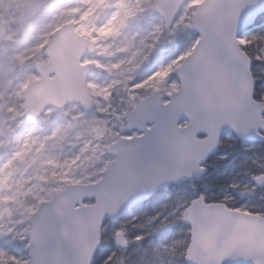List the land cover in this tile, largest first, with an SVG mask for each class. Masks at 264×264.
Returning a JSON list of instances; mask_svg holds the SVG:
<instances>
[{"label": "water", "instance_id": "water-1", "mask_svg": "<svg viewBox=\"0 0 264 264\" xmlns=\"http://www.w3.org/2000/svg\"><path fill=\"white\" fill-rule=\"evenodd\" d=\"M188 0H158L156 10L169 29ZM44 6L26 0L19 23L27 24ZM264 14V0H203L190 30L198 39L177 72L180 90L143 98L126 118L140 134L108 147L115 159L105 177L92 184H70L39 205L32 221L26 264H93L107 221H118L156 193L204 176L208 160L232 133L240 140L264 142V101L255 99L253 61L239 39ZM6 25L0 20V45ZM95 43L75 23L57 29L48 42L47 62H38L39 79L25 91V118L33 124L49 107L79 103L93 109L87 85L91 68L83 58ZM5 110L0 104V113ZM264 186V174L253 178ZM182 220L191 228L187 264H264V216L229 208L225 203L191 201ZM6 234L0 232V240ZM126 247L123 234L117 238Z\"/></svg>", "mask_w": 264, "mask_h": 264}, {"label": "rangeland", "instance_id": "rangeland-1", "mask_svg": "<svg viewBox=\"0 0 264 264\" xmlns=\"http://www.w3.org/2000/svg\"><path fill=\"white\" fill-rule=\"evenodd\" d=\"M25 1L0 0V20L7 28L0 46V104L5 107L0 113V232L6 234L0 240V264H26L32 221L39 205L70 184L100 180L114 159L108 147L121 138L139 135L138 131H127L125 124L140 100L158 91L167 102V95L180 89L177 72L198 41L199 34L191 31L190 25L203 0H188L169 29L156 11L158 0H118L121 5L114 6L118 19L107 28L102 24L111 11L104 16L105 7L113 0H42L41 11L24 25L18 19ZM71 3L74 8H66ZM69 22L75 23L77 33L95 43V51L82 60L91 68L88 87L94 107L91 111L81 104L50 107L31 125L25 119L26 87L40 77L37 62L49 60L45 49L52 34ZM118 25L128 30L126 35L112 33ZM144 25L150 26L147 33ZM258 32L264 34V15L240 38L241 44ZM118 57L125 61L116 60ZM158 63L161 66L155 67ZM235 169L231 164L230 172ZM257 176L252 174L245 183L240 178L235 193L241 199L256 194L258 187L253 178ZM192 185L177 186V200L166 202L167 196L160 204L167 211L170 202L171 214L158 211L159 215L150 218L145 205L129 215L156 223L154 237L163 235L158 249L179 241L182 228L178 221L193 199ZM120 234L128 246V237L119 230L114 234V244Z\"/></svg>", "mask_w": 264, "mask_h": 264}, {"label": "trees", "instance_id": "trees-1", "mask_svg": "<svg viewBox=\"0 0 264 264\" xmlns=\"http://www.w3.org/2000/svg\"><path fill=\"white\" fill-rule=\"evenodd\" d=\"M242 46L253 61V75L256 80L255 98L264 101V34L258 32L252 35ZM231 164L236 166L232 173L229 170ZM207 166L206 175L189 182L194 186L193 199L203 195L207 202H225L230 208L264 215V187L257 188L256 194L251 197L242 199L235 193L241 177L244 178L245 183L252 174L264 173V143L252 144L224 137L218 153L209 159ZM174 191L175 188L161 191L148 202L147 213L151 214L150 218H154L160 211L171 214L170 202L177 200ZM167 196L169 199L166 202H170L165 207L168 209L166 211L160 204ZM226 196L227 200H225ZM190 202L191 200L188 205ZM153 206L158 208L153 209ZM150 218L127 216L117 222H107L102 231V244L94 264H159L162 261L164 264H186L185 256L191 236L190 227L179 220V226L182 228V233L178 235L179 241L169 242L165 247L158 249L157 247L163 242V235L154 237L157 227H154L156 223H149ZM117 230L122 231L129 239V245L124 249L117 247L113 242Z\"/></svg>", "mask_w": 264, "mask_h": 264}, {"label": "bare ground", "instance_id": "bare-ground-1", "mask_svg": "<svg viewBox=\"0 0 264 264\" xmlns=\"http://www.w3.org/2000/svg\"><path fill=\"white\" fill-rule=\"evenodd\" d=\"M118 5H121V2L120 1H118V0H113L111 3H110V5L108 6L107 4H106V7H105V14H104V16L108 13V12H110L111 11V13L109 14V16H108V19L102 24V27L103 28H107V27H109V26H112V25H114L115 23H116V21H117V19H118V12H116L115 11V7H118ZM115 6V7H114ZM66 8H74V5L71 3V4H69V6H66ZM86 13V10L85 9H83L82 10V15H84ZM103 16V17H104ZM102 20V19H101ZM148 27H150L149 25H144V27H143V31L144 32H148L146 29L148 28ZM114 32V34H115V36H122V35H126L127 34V32H128V30H126L125 28H122V26H120V25H118V27L116 28V29H114L113 31H112V33ZM135 33H132V36L134 35ZM137 36H135L134 38H136ZM116 60H119L120 62H124L125 61V59L124 58H122V57H118ZM161 65H160V63H158L155 67H160ZM1 172H2V170H1Z\"/></svg>", "mask_w": 264, "mask_h": 264}]
</instances>
